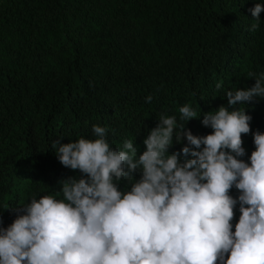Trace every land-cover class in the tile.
<instances>
[{
	"label": "trees",
	"instance_id": "1",
	"mask_svg": "<svg viewBox=\"0 0 264 264\" xmlns=\"http://www.w3.org/2000/svg\"><path fill=\"white\" fill-rule=\"evenodd\" d=\"M243 2L0 0V209L12 205L0 211V225L12 223L18 203L59 198L57 182L80 175L60 163L54 140L94 138L98 124L113 148L131 139L139 155L159 116L179 119L184 104L201 108L186 127L210 133L203 113L226 105L227 91L251 87L248 72L264 73V11L259 20L250 12L264 0ZM241 107L252 133L264 132V99ZM252 133L242 137L245 160ZM239 215L237 204L233 231Z\"/></svg>",
	"mask_w": 264,
	"mask_h": 264
},
{
	"label": "clouds",
	"instance_id": "2",
	"mask_svg": "<svg viewBox=\"0 0 264 264\" xmlns=\"http://www.w3.org/2000/svg\"><path fill=\"white\" fill-rule=\"evenodd\" d=\"M262 11L255 3L251 17ZM247 76L251 87L227 91L226 105L203 113L202 125L212 129L206 135L186 127L201 108L184 104L179 119L159 116L139 155L131 139L113 148L98 124L94 138L52 141L60 163L80 175L57 182L59 198L18 203L12 223L0 225V264H264V132L252 133L241 107L264 99V73ZM249 133L255 149L245 160Z\"/></svg>",
	"mask_w": 264,
	"mask_h": 264
}]
</instances>
